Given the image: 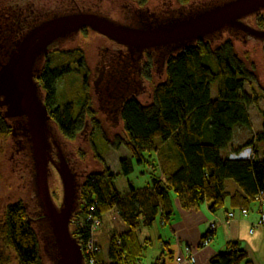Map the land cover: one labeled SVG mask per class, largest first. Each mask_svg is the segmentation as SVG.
<instances>
[{
	"label": "trees",
	"instance_id": "16d2710c",
	"mask_svg": "<svg viewBox=\"0 0 264 264\" xmlns=\"http://www.w3.org/2000/svg\"><path fill=\"white\" fill-rule=\"evenodd\" d=\"M133 1L146 7L149 0ZM182 3L195 2L182 0ZM197 3L196 6L201 5ZM257 20V25L264 29V10L257 14ZM213 38L198 40L187 49L166 57L163 61L165 77L154 86L149 103H143L135 95L127 96L120 114L124 133L116 135L113 141L108 139L99 111L93 104L90 68L69 70L66 67L69 58L84 61L83 49H60L58 58L63 60L46 65L43 60L38 65L35 78L43 93L46 92L49 115L71 155L74 153L68 150L67 139L75 140L87 125L93 133L102 131L115 149L124 145L130 152V157L120 161V171L115 173L106 164L100 170L82 173L72 162L80 173L79 178L82 177L79 207L73 216L76 221L71 228L80 246L84 248L92 237L86 218L92 214L90 208L94 204L96 216L102 219L114 209L126 224L125 230L111 236L108 259L101 250L97 252V264H141L152 242L149 238L140 239L139 228L152 226L158 218L164 223L169 221L174 211L172 192L184 209H199L207 202L210 210L217 211L230 196L226 188L228 179L239 186L231 199L243 208L264 190V152L260 157L257 146L258 143L264 145V111L262 130L227 152L232 146L235 129L253 124L250 106L258 105L260 96L251 94L245 86L258 82L259 75L255 64H249L237 52L231 38L219 43ZM7 54L1 51L0 57L5 59ZM152 59L150 53L144 62V76L148 80L154 76ZM69 73L81 75L78 90L63 93L58 100L57 82ZM9 137H12V123L0 107V143ZM247 147L253 149L254 158L230 157L231 153ZM25 152L29 157L28 150ZM135 162L150 166L151 184L136 188L129 181L128 191L122 192L117 186V177L133 171ZM158 170L164 178L157 175ZM42 215L34 196L31 203L19 200L6 206L0 215V264H10L12 257L18 264H44L43 227L39 220ZM206 238L205 235L203 241ZM161 247V254L152 264H170L168 261L173 260L169 242L163 240ZM209 264L252 262L238 243L230 242L224 251L210 259Z\"/></svg>",
	"mask_w": 264,
	"mask_h": 264
},
{
	"label": "water",
	"instance_id": "95a60500",
	"mask_svg": "<svg viewBox=\"0 0 264 264\" xmlns=\"http://www.w3.org/2000/svg\"><path fill=\"white\" fill-rule=\"evenodd\" d=\"M199 1L191 0L195 3L155 15L144 7V14L140 15L139 9L131 19L121 20L113 17L122 16L120 2L103 0L102 9L107 12L92 8L64 9L48 15L20 38L9 40L7 57H0V107L4 108V116L12 123V141L5 161L8 162L7 171L16 172L20 183L8 199L20 195L23 201L31 203L34 196L43 214L39 219L43 227V256L49 264H85L83 250L72 234L71 224L79 207L82 180L75 166L82 173L91 172V167L75 155L73 141L69 139L67 148L74 154L67 151L35 78L39 72L36 70L38 65L58 43L76 36L77 39L68 44L81 43L79 33L85 27L125 45L132 53L143 55L150 51L157 53L163 61L170 54L187 49L198 40L214 37L215 42L219 43L230 37L241 56L250 53L259 82L264 87V41L261 40L264 39V30L257 28L255 22L257 14L264 10V0H207L196 6ZM169 2L174 5L175 0H149L147 5L157 7ZM121 3L135 5L132 0H121ZM238 31L259 38H237L225 33ZM95 40L93 46H96L94 53L97 55L99 45L109 42L97 33ZM163 79V74H156L154 82L146 81L147 90L137 95V98L145 104L149 103L153 86ZM92 82L98 88V78ZM105 120L109 122L110 128L122 134L120 118L118 121ZM53 145L57 150V158L52 153ZM25 150H28L29 157ZM51 164L62 181L63 197L59 204L55 202L50 188L55 181Z\"/></svg>",
	"mask_w": 264,
	"mask_h": 264
},
{
	"label": "flooded vegetation",
	"instance_id": "af4514ba",
	"mask_svg": "<svg viewBox=\"0 0 264 264\" xmlns=\"http://www.w3.org/2000/svg\"><path fill=\"white\" fill-rule=\"evenodd\" d=\"M102 1L103 0H0V40H2L0 41V51L2 50L6 52L10 50L9 40L11 38H20L33 25L41 22L48 15L60 12L62 9L92 8L105 11L102 9ZM112 1L117 3L120 2L121 4L120 14L122 16L118 18L112 15L114 18L121 20L131 19L134 12H137L139 9L140 11H138V13L140 15L144 14L142 10L144 7L138 5H125L121 3V0ZM204 1L207 0H201L199 2ZM189 4L190 3H182L179 6H174L172 2H169L168 4L164 3L157 7H151L150 5H146V7L149 13L155 15V13L173 12L175 9L188 6ZM257 28L262 29L260 27ZM84 29L92 30L88 27H85L82 30ZM82 30L79 35L82 33ZM93 32L102 36V38L108 41L109 44L106 43L104 45H99V51L95 57V61L92 63L88 58L86 51L83 48L78 47L83 49L85 57L84 61L80 62V59L69 58L67 62L68 65H66V67L69 70H75L76 68L86 70L85 68L87 66L90 68V71H92V81L98 78L100 82L99 86H97L98 88L93 86V94L98 102V111L102 113L105 118L118 121L122 105L127 96L129 94L137 96L147 90L146 81H148V79L144 76V62L150 57V53L151 56H153L152 60L155 66V74H163L165 61L163 62V58H159L157 53H152L150 51L144 52L143 55L132 53L125 45L117 43L96 31ZM225 33L237 38L242 36H253L252 34L242 31ZM76 39L77 36L64 43H58L54 48H52L43 58L45 65L47 62L52 61L51 56L55 55L54 53H57V57H59L60 49ZM261 40L264 41V39ZM159 64H161V66H159ZM43 95L44 102L48 107L49 102L46 101V92L43 93ZM52 153L53 156L57 158V150L54 145L52 147Z\"/></svg>",
	"mask_w": 264,
	"mask_h": 264
},
{
	"label": "rangeland",
	"instance_id": "374dc122",
	"mask_svg": "<svg viewBox=\"0 0 264 264\" xmlns=\"http://www.w3.org/2000/svg\"><path fill=\"white\" fill-rule=\"evenodd\" d=\"M134 4L137 5L136 2H134ZM180 4H182V0H175L174 6H179ZM255 22L257 25L258 23L257 16L255 18ZM95 37H96V33L93 34L91 30H88L86 33L82 32L79 35V40L81 43L65 45L64 47H62V50H66V49L70 50V49L81 47L86 51L87 56L91 60V63H92L95 61V57H96L94 53V51L96 50V46H93L96 44ZM262 49H263L262 59L264 60V46L262 47ZM253 51L256 52L255 46H253ZM51 58L53 62H58V61L60 62V60L64 59V58L59 59L57 57V54L52 55ZM244 58L249 64L251 63L255 64V62L251 61L250 53L245 54ZM66 60L68 59L66 58ZM255 69L257 71L256 65H255ZM91 76H92V71H91ZM155 79H156V74L154 73V76L148 81L154 82ZM80 80H81V75L78 73H69L63 76L62 78H60L57 82V88H58V94H59L58 100L62 99L61 96L63 93H66V92L69 93L70 90L71 91L78 90V87L81 82ZM245 88L251 94L260 96L259 104L250 106V112H251V115L254 121V127L255 129H257L262 124V112L264 111V87L258 81V82H255L254 84H246ZM212 90H213V93H215L214 85L212 86ZM93 99H94L93 101L94 107L97 108L98 102L95 99L94 94H93ZM98 116L101 120V123L103 125L104 131L108 139L113 141L116 135L121 134L118 131H115L113 128L109 127V122L105 120L106 118L102 113L98 112ZM121 132L122 134L124 133L123 122H122ZM246 133H247L246 128L242 126L238 127L236 131V140L244 141ZM102 134H103L102 131H97V132L95 131L93 133L91 126L87 125L83 133H81L75 140H71L73 141V146H74L73 151L75 155L79 157L80 160H82L89 167H91V171L100 170L103 168L104 164H106L113 173L118 172L120 171V161L123 158H125L126 155L130 156V152L124 145L120 146L119 149H115L111 144H109L106 141V139L104 138ZM11 141L12 139L11 137H9L7 140L2 141L0 143V147H1L0 148V215L3 214V212L6 209V206L9 203L23 200L22 196L20 195H16L12 197L11 199H8L9 194L11 192H15L16 186L20 183V180L16 172L7 171L8 162H5L6 157L8 155L7 152L9 150L8 148L9 143ZM99 154H101L102 156H100ZM52 169H53V178L55 181L52 183L50 188H51V192H52L55 202L59 204L63 197L62 181L55 167H52ZM150 171H151V168L148 164L146 163L138 164L135 162L134 170L131 171L127 176L119 175L117 177V186L121 191H124L128 187V180H131L136 186H144L150 180V175H149ZM161 174H162L161 171L158 170L157 175H161ZM227 183H235V182L232 179H228ZM172 196L174 198L176 195L172 193ZM102 219H103L102 224L100 225L98 229H96L93 235L96 240L98 238L97 243L101 245L100 248H102V255L105 257V259H108L111 236L114 233L122 232L126 228V224L116 214V211H113V210L105 213ZM74 220L76 221L75 218L73 219V221ZM86 220L89 221V220H92V218H90V216L88 215ZM156 221L157 222L150 229L154 233L158 229L156 225L157 223H159V219H157ZM72 224H71V228H72ZM142 229L144 231V229H148V228L141 227L140 230ZM140 237L141 239H144L146 237V233L145 232L141 233ZM154 248L150 247L149 250L146 251L141 264H151L150 261L152 259L153 253H155ZM82 249L84 252L83 247ZM84 254L86 256L85 252ZM10 264H18L15 257H12ZM44 264H49V262L47 260H44Z\"/></svg>",
	"mask_w": 264,
	"mask_h": 264
},
{
	"label": "crops",
	"instance_id": "0c3cea01",
	"mask_svg": "<svg viewBox=\"0 0 264 264\" xmlns=\"http://www.w3.org/2000/svg\"><path fill=\"white\" fill-rule=\"evenodd\" d=\"M251 119L253 122L252 126L244 127L247 132L244 141L236 140L237 129H235L232 146L227 152L244 144L262 130V124L255 129L252 115ZM257 146L259 156L262 157L264 145L258 143ZM126 157L130 156L126 155ZM149 175L150 180L144 186H136L131 180H128V183L130 181L136 188L146 187L151 184L150 172ZM162 177L164 178V176ZM226 188L230 196L225 199L223 207L217 211L210 210L207 202L203 203L199 209H184L179 199L176 196L173 198V192L170 194L174 211L169 221L164 223L158 218L159 223L156 225L158 229L155 233L150 229L157 221L150 227H144L148 228L144 229V231L143 229L140 230L141 227L139 228V237L141 233L145 232V238L151 239L152 246L150 247L154 248L155 246V253H153L150 261L151 264L161 254V243L163 240L169 242V248L174 254L173 260L168 261L170 264H209L210 259L224 251L230 242L238 243L246 251L252 264H264V223L259 224L261 220L259 205L255 201L250 202L248 206L244 207L248 210V215H242L240 209L243 207L239 206L238 203L236 205L231 199V195L239 190V186L236 183H227L226 181ZM127 191L128 187L122 192ZM113 211L115 210L113 209ZM230 211H235L234 217H229ZM252 229L253 231H251ZM205 235L210 237V241L206 245L203 244ZM191 255L195 257V261L190 260ZM180 256L184 259L182 262L177 260Z\"/></svg>",
	"mask_w": 264,
	"mask_h": 264
},
{
	"label": "built area",
	"instance_id": "2783aa9c",
	"mask_svg": "<svg viewBox=\"0 0 264 264\" xmlns=\"http://www.w3.org/2000/svg\"><path fill=\"white\" fill-rule=\"evenodd\" d=\"M231 158L234 159H252L254 158V151L251 147H247L243 149L240 152H233L230 154ZM256 203L259 205V208L261 210V220L259 224L264 223V190L260 191L259 194L256 196L255 199ZM96 210L95 204L91 206L90 211L92 214H90V218L92 220H89L90 226L92 229V237L88 239L87 243L84 245V252L86 253V256L84 254L85 261H87L88 264H97L96 263V254L101 250L100 245L97 243V240L95 239L93 233L98 229L102 223V219L94 214ZM240 212L242 215L247 216L248 215V210L246 208L240 209ZM235 211H230L229 212V217H234ZM214 228V225H213ZM253 231V229L251 230ZM210 241V237H207L204 241L203 244H208ZM82 248V247H81ZM83 250V249H82ZM178 262H182L184 259L183 257H178L177 258ZM191 261H195V257L193 255L190 256Z\"/></svg>",
	"mask_w": 264,
	"mask_h": 264
}]
</instances>
